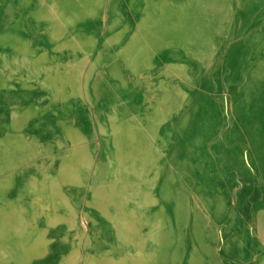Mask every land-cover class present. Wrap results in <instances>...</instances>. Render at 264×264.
Listing matches in <instances>:
<instances>
[{"label": "rangeland", "instance_id": "obj_1", "mask_svg": "<svg viewBox=\"0 0 264 264\" xmlns=\"http://www.w3.org/2000/svg\"><path fill=\"white\" fill-rule=\"evenodd\" d=\"M0 264H264V0H0Z\"/></svg>", "mask_w": 264, "mask_h": 264}]
</instances>
